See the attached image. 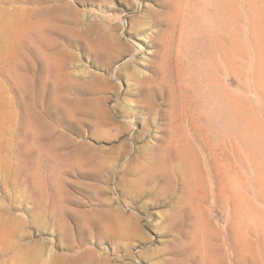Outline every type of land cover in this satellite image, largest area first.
I'll use <instances>...</instances> for the list:
<instances>
[{
	"label": "rangeland",
	"instance_id": "rangeland-1",
	"mask_svg": "<svg viewBox=\"0 0 264 264\" xmlns=\"http://www.w3.org/2000/svg\"><path fill=\"white\" fill-rule=\"evenodd\" d=\"M158 73L173 109L146 102ZM222 84L228 112L211 120ZM194 98L207 162L188 197L179 164L169 183L154 166L170 142L191 155L170 118ZM213 253L264 264V0H0V264Z\"/></svg>",
	"mask_w": 264,
	"mask_h": 264
},
{
	"label": "bare ground",
	"instance_id": "bare-ground-1",
	"mask_svg": "<svg viewBox=\"0 0 264 264\" xmlns=\"http://www.w3.org/2000/svg\"><path fill=\"white\" fill-rule=\"evenodd\" d=\"M139 3V1H138ZM143 3V2H142ZM140 5V4H139ZM179 5V4H178ZM141 6V5H140ZM171 16V15H170ZM171 19V18H170ZM171 21V20H170ZM129 37V36H128ZM133 38V37H132ZM134 39V38H133ZM136 41L133 40V44H135L137 47H139V45L137 43H135ZM139 42V41H138ZM133 46V45H132ZM103 51V50H102ZM141 51V50H138ZM137 51V52H138ZM121 53V52H120ZM103 54V53H102ZM101 54V56H102ZM104 55V54H103ZM100 56V57H101ZM133 57V56H132ZM99 58V57H97ZM162 73V72H161ZM161 73H158L155 77H153V79L151 80V82L148 85L147 91L145 93V98H146V102L149 104H156L157 100H159L160 98L162 99H166L167 101V88H168V84H167V80L165 77V74L163 73V76ZM180 85L181 87H184V81L183 79H180ZM224 84H222V87H220L221 89L219 91L214 90L213 92L210 91L209 92V100H208V108L210 109L211 115L209 116V118L211 120H214V115L216 116H223L224 117L227 115L228 112V107H229V99H228V94H227V90L226 88H224ZM171 97L170 101H173V97L172 95H169ZM78 100V99H77ZM76 100V101H77ZM170 102V106L171 109L174 108V103ZM201 106V103L198 102L196 100V98L192 99L191 102L188 104V106H185L183 109V113L179 114L178 111L173 112L171 118H170V126H171V131L175 126H181L183 127V129L185 130V133L187 135L188 140L190 141V149H191V155L185 157L184 155L180 154L179 152H176V154L173 152V150L176 148L172 147V142H170L168 144V146L164 149V151L160 154V156L158 157L159 159L156 160L158 161L155 166H154V172H155V176L156 177H161L162 179H164L167 183L170 182L171 180V175H170V170L174 169V167L179 164V168L178 169H182L186 175L185 178V183H186V188L188 189V197L190 196V193H196L197 190L202 189L199 186V177L202 178L203 172H202V167H204V165L207 162V159L205 157V155L203 154L204 152L199 148L198 144H195V139H197V129H198V122L195 120V118L197 120H199L198 115L196 110L199 111ZM209 115V114H208ZM217 118V117H216ZM215 118V120H216ZM132 124H134V120L131 119L130 121ZM215 122H219L218 120ZM223 122V125H226L227 122L224 120L221 121V123ZM134 127V126H133ZM170 128V127H169ZM195 142V143H194ZM194 143V144H193ZM190 154V153H189ZM199 155L202 156V159H199ZM201 162H202V167H201ZM177 163V164H176ZM177 170V169H176ZM209 170V169H208ZM178 171V170H177ZM179 173V172H178ZM207 173V172H206ZM183 175V174H182ZM154 176V177H155ZM212 179V178H210ZM176 180V179H175ZM166 184V183H165ZM180 184V182H179ZM205 185V183H204ZM203 185V188H204ZM167 186V185H166ZM181 186V185H180ZM182 187V186H181ZM184 188V187H182ZM185 190V189H184ZM206 191V190H204ZM187 192V191H186ZM201 194V193H200ZM208 195V194H207ZM201 196V195H200ZM191 197V196H190ZM187 198V197H186ZM196 198V197H195ZM185 199V198H184ZM198 199V198H197ZM187 199H185L186 201ZM199 201V200H198ZM189 203V202H188ZM208 203V202H205ZM213 203V202H212ZM190 204V203H189ZM196 204V202H195ZM214 204V203H213ZM192 205V203H191ZM193 206V205H192ZM180 207H183L180 206ZM183 209V208H182ZM185 209V208H184ZM209 209V208H207ZM214 209V208H213ZM186 211V210H185ZM188 212V211H187ZM120 213V212H119ZM123 213V212H122ZM179 213H183V212H179ZM177 213V214H179ZM209 214V213H208ZM182 215V214H181ZM193 215V214H192ZM178 219L180 218V222H181V217L179 215ZM184 216V215H183ZM182 216V218H183ZM127 218L125 217V219L122 217V215L120 214H116V224L118 225V228H116L117 230H120L121 233H130L133 230V225H131L127 220ZM191 219V218H190ZM184 222V220H183ZM117 227V226H116ZM199 231V230H198ZM200 232V231H199ZM207 233V232H204ZM216 235V234H215ZM214 235V236H215ZM218 235V234H217ZM216 235V236H217ZM211 236V235H210ZM207 237V236H206ZM205 237V238H206ZM213 237V236H212ZM219 237V236H218ZM222 237V236H221ZM224 239V238H223ZM214 240H216L214 238ZM220 240V238H219ZM229 240V239H228ZM218 241V240H216ZM221 241V240H220ZM210 242V241H209ZM227 243V242H226ZM211 244V243H209ZM231 244V243H230ZM238 244V243H237ZM208 245V244H207ZM212 245V244H211ZM239 245V244H238ZM237 245V246H238ZM209 246V245H208ZM241 246V245H240ZM217 247V246H216ZM231 247V246H230ZM215 249V247H213ZM219 248V247H218ZM242 248V247H241ZM213 249V250H214ZM238 249V248H237ZM240 249V248H239ZM230 250H233L230 249ZM212 251V249H211ZM234 251V250H233ZM217 252V250H216ZM224 252V251H222ZM239 252V251H238ZM208 253V252H207ZM234 253V252H233ZM211 254V253H209ZM215 254V255H213ZM212 255H206V257L204 258V263L205 264H217L219 262V258L218 256H216V253H213ZM228 254V253H227ZM230 254V253H229ZM185 256V255H184ZM184 256L182 258H184ZM225 256V255H224ZM227 256V255H226ZM220 257H222L220 255ZM232 257V256H231ZM236 257V256H235ZM227 258V257H226ZM234 258V257H233ZM225 260V259H224ZM228 260V258H227ZM233 260V259H232ZM236 260V259H235ZM195 261V260H194ZM200 261V259L198 260ZM234 261V260H233ZM197 262V261H196ZM202 262V261H201ZM223 262V261H222ZM195 263V262H194ZM193 263V264H194ZM203 263V262H202ZM231 263V262H230ZM235 263V262H234ZM239 263V262H238ZM223 264V263H222ZM226 264V263H225ZM236 264V263H235Z\"/></svg>",
	"mask_w": 264,
	"mask_h": 264
}]
</instances>
